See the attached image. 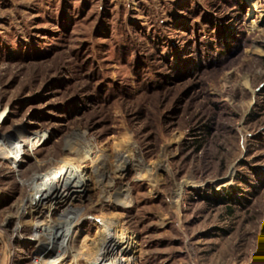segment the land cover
Listing matches in <instances>:
<instances>
[{"label": "rangeland", "instance_id": "obj_1", "mask_svg": "<svg viewBox=\"0 0 264 264\" xmlns=\"http://www.w3.org/2000/svg\"><path fill=\"white\" fill-rule=\"evenodd\" d=\"M0 112V136L47 132L17 168L0 158V264L62 254L33 229L66 202L82 251L118 213L139 264H264V0H0ZM104 154L103 183L24 208L53 164Z\"/></svg>", "mask_w": 264, "mask_h": 264}, {"label": "bare ground", "instance_id": "obj_2", "mask_svg": "<svg viewBox=\"0 0 264 264\" xmlns=\"http://www.w3.org/2000/svg\"><path fill=\"white\" fill-rule=\"evenodd\" d=\"M5 120L4 113L0 112V124ZM46 139L47 132L38 130L29 132L24 127L14 129L8 134L0 136V158L7 159L17 168L21 160L25 159V154L44 144ZM82 142L84 144H81V148H77L76 151L80 152L81 149H85L87 141ZM73 150L70 148V151ZM85 153L87 157L94 154L93 150H86ZM134 160L132 154L123 150L117 155L114 168L118 172H123ZM159 166L166 167V164L161 162ZM111 169L106 154L95 165H90L86 160L64 157L36 180L32 193L26 198L24 208L40 207L50 201L54 203L59 199L76 196L95 184L103 183L110 175ZM128 194L126 188L117 189L114 203L124 209L130 207L132 203L127 198H121L122 195L127 197ZM91 209L99 210L96 206ZM78 213L77 208L66 202L57 218L51 217L48 221L34 224V235L36 237L40 234L45 235L43 242L38 243L37 254L42 255L49 252L47 247L62 253L57 257H44L42 264H62L67 255L74 252L76 255L80 254L81 259L86 260V264H139V241L133 232L122 226L126 223L123 214L115 213L97 218L99 222L97 233L88 239L83 251L77 249L75 236L84 229L83 224L88 225L87 220L83 217L74 221Z\"/></svg>", "mask_w": 264, "mask_h": 264}]
</instances>
